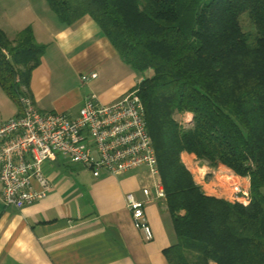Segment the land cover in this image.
<instances>
[{
	"label": "trees",
	"instance_id": "1",
	"mask_svg": "<svg viewBox=\"0 0 264 264\" xmlns=\"http://www.w3.org/2000/svg\"><path fill=\"white\" fill-rule=\"evenodd\" d=\"M45 1L63 25L91 18L142 78L138 96L176 236L168 264H264V0ZM45 49L30 26L13 39L0 28V88L15 105ZM185 113L187 128L175 118ZM182 153L248 177L251 202L206 196Z\"/></svg>",
	"mask_w": 264,
	"mask_h": 264
},
{
	"label": "crops",
	"instance_id": "2",
	"mask_svg": "<svg viewBox=\"0 0 264 264\" xmlns=\"http://www.w3.org/2000/svg\"><path fill=\"white\" fill-rule=\"evenodd\" d=\"M39 5L40 15L23 22L22 29L31 26L36 42L46 47L26 94L40 112L76 115L91 94L111 105L140 83L91 18L66 26L45 0ZM93 73L96 78L82 85L81 77ZM13 105L8 119L19 112ZM194 158L181 154L183 164ZM44 174L50 184L44 198L21 209L0 201V264H168L164 251L176 236L164 201L146 205L149 241L135 228L127 207V195L146 201L142 190L153 184L147 168L95 178L82 165L58 158L44 166ZM33 187L40 190L36 182Z\"/></svg>",
	"mask_w": 264,
	"mask_h": 264
},
{
	"label": "built area",
	"instance_id": "3",
	"mask_svg": "<svg viewBox=\"0 0 264 264\" xmlns=\"http://www.w3.org/2000/svg\"><path fill=\"white\" fill-rule=\"evenodd\" d=\"M95 78V73L82 76L81 83L86 85ZM137 86L111 105L88 95L76 115L42 113L28 96H21L18 114L0 123V201L4 207L21 209L44 198L50 190L44 166L58 158L82 165L95 178L102 172L119 176L144 167L153 180L150 188L142 190L146 201L132 195H127L126 200L135 228L145 240H152L146 205L164 201L165 192ZM192 162H196L199 179L195 183L206 196L243 206L251 202L248 177L238 176L228 168L218 169L220 166L212 168L216 172L206 166L200 168L201 161L196 158ZM184 165L194 178L190 166ZM204 170V174L199 172ZM34 182L40 186L39 191L34 189Z\"/></svg>",
	"mask_w": 264,
	"mask_h": 264
},
{
	"label": "rangeland",
	"instance_id": "4",
	"mask_svg": "<svg viewBox=\"0 0 264 264\" xmlns=\"http://www.w3.org/2000/svg\"><path fill=\"white\" fill-rule=\"evenodd\" d=\"M40 2H42V0H0V28L7 33L9 38L13 39L19 31L24 29V28L22 29L24 25L23 22L27 21L28 24H30L32 23L31 21H33L34 15H40L39 11L42 8L41 5H39ZM45 4L47 5L46 8H48L49 6L46 1ZM246 17H247L246 14L241 15L240 21L243 25L245 32L253 34L254 28L248 22ZM249 41L253 42L252 39H249ZM146 76H149V74H146ZM14 108L15 107L13 103L7 99L2 89L0 88V123L8 120ZM187 114L188 113L180 114L175 117L176 120L180 124H182L185 128L191 125V120H192L190 119V116H187ZM190 163L191 162H189L190 169L194 172L195 178L199 180L195 171L196 162H192L191 164ZM201 166H206L208 170L210 169L215 170L212 169V167H210L206 162L201 161L200 168ZM218 169L224 170L226 169V167L220 165V168ZM205 171L207 172V170L199 171V172L201 174H204ZM216 171L217 169L215 170V172Z\"/></svg>",
	"mask_w": 264,
	"mask_h": 264
}]
</instances>
